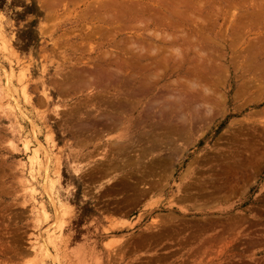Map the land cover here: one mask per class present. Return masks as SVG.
Listing matches in <instances>:
<instances>
[{
	"label": "rangeland",
	"instance_id": "1",
	"mask_svg": "<svg viewBox=\"0 0 264 264\" xmlns=\"http://www.w3.org/2000/svg\"><path fill=\"white\" fill-rule=\"evenodd\" d=\"M184 1L0 0V264H264V0Z\"/></svg>",
	"mask_w": 264,
	"mask_h": 264
},
{
	"label": "bare ground",
	"instance_id": "2",
	"mask_svg": "<svg viewBox=\"0 0 264 264\" xmlns=\"http://www.w3.org/2000/svg\"><path fill=\"white\" fill-rule=\"evenodd\" d=\"M83 1V0H82ZM91 1V0H90ZM151 1V0H150ZM155 1V0H154ZM161 1V0H160ZM175 1H178V0H174V2ZM180 1V0H179ZM203 1V0H202ZM259 1V0H258ZM261 1V0H260ZM165 2H166V0H165ZM167 2H169V1H167ZM185 3H186V0L184 1ZM262 2L263 1H261V4H262ZM57 3V2H56ZM55 3V4H56ZM154 3V2H153ZM153 3H151V5L153 4ZM194 3H199L200 4V0H195V2ZM193 3V4H194ZM248 3H250V2H248ZM54 4V3H53ZM145 4H146V2H145ZM179 4H181L180 2H179ZM190 4H192V2L190 3ZM230 4V3H229ZM251 4V3H250ZM256 4V3H255ZM255 4H254V7H255ZM257 4H259V3H257ZM118 5V4H117ZM121 5V4H120ZM183 5H187V4H184L183 3ZM189 5V4H188ZM195 5V4H194ZM231 5V4H230ZM239 5V4H238ZM145 6V5H144ZM143 6V7H144ZM178 6V5H177ZM196 6V5H195ZM219 6V5H218ZM235 6V5H234ZM259 6V5H258ZM165 7V6H164ZM181 7H182V5H181ZM184 7V6H183ZM260 7V6H259ZM96 8V7H95ZM145 9V8H144ZM144 9H142L143 11H144ZM217 9V8H216ZM112 11V10H111ZM122 11V10H121ZM161 12V11H160ZM180 12V11H179ZM259 12H261V11H259ZM83 13V12H82ZM118 13V12H117ZM182 13V12H181ZM109 14V13H108ZM114 14V13H113ZM247 14V13H246ZM264 14V13H263ZM174 15V14H173ZM210 15V14H209ZM247 15H250V14H247ZM252 15V14H251ZM254 15H255V13H254ZM85 16H87V15H85ZM132 16V15H131ZM244 16V15H243ZM111 17V16H110ZM109 17V18H110ZM142 17V16H141ZM178 17V16H177ZM217 17V16H216ZM152 18V17H151ZM179 18V17H178ZM263 18V17H262ZM163 19H164V17H163ZM206 19V18H205ZM237 19H240V18H238L237 17ZM243 19H244V17H243ZM260 19H261V17H260ZM202 20V19H201ZM245 20H248V18L247 19H245ZM203 21V20H202ZM237 20L235 19V22H236ZM240 21V20H239ZM251 21V20H250ZM259 21V20H258ZM250 23V22H249ZM236 25V24H235ZM254 25V24H253ZM107 28V27H106ZM209 30V29H208ZM86 31V30H85ZM192 32V31H191ZM206 33V32H205ZM188 34V33H187ZM204 35V34H203ZM88 37V36H87ZM241 37V36H240ZM174 38V37H173ZM180 38V37H179ZM174 40V39H173ZM172 40V41H173ZM203 40H205V38H203ZM230 40V39H229ZM237 40H239V39H237ZM191 41V40H190ZM250 41V40H249ZM218 45V44H217ZM196 47V46H195ZM199 47V46H198ZM170 48H172V47H170ZM197 48V47H196ZM196 48H194V49H196ZM232 48V47H231ZM199 49H201L200 47H199ZM199 49H197V50H199ZM203 49V48H202ZM205 49V48H204ZM176 50V49H175ZM186 50V49H185ZM240 50V49H239ZM166 51V50H165ZM174 51V50H173ZM200 51V50H199ZM198 51V52H199ZM205 51V50H204ZM204 51H201V52H204ZM213 51V50H212ZM193 52V51H192ZM195 52V51H194ZM237 53V52H236ZM155 54V53H154ZM110 55V54H109ZM113 56V55H112ZM205 56V55H204ZM151 57V56H150ZM170 58V57H169ZM116 59V58H115ZM202 60V59H201ZM205 60V59H204ZM173 62V61H172ZM232 62V61H231ZM135 63V62H134ZM195 63V62H194ZM197 63V62H196ZM137 64V63H136ZM141 65V64H140ZM132 66V65H131ZM193 66V65H192ZM155 67V66H154ZM177 67V66H176ZM112 69V68H111ZM201 69V68H200ZM198 70V69H197ZM255 70V69H254ZM141 72V71H140ZM192 73V72H191ZM194 74V73H193ZM148 75H150V74H148ZM131 78V77H130ZM196 78V77H195ZM194 86V85H193ZM208 90V89H207ZM124 106V105H123ZM127 106V105H126ZM136 107V106H135ZM119 110H121V109H119ZM146 112V111H145ZM144 115V114H143ZM114 117V116H113ZM115 119V118H114ZM116 121V120H115ZM166 160V159H165ZM240 160V159H239ZM255 160V159H254ZM236 161V160H235ZM241 161V160H240ZM153 164V163H152ZM234 164V163H233ZM238 166H239V164H237ZM236 165V166H237ZM234 166V165H233ZM119 167V166H118ZM111 168V167H110ZM241 169V168H240ZM238 170V169H237ZM245 171V170H244ZM238 172V171H237ZM147 175V174H146ZM205 180V179H204ZM204 182V181H203ZM205 183V182H204ZM155 184V183H154ZM130 186V185H129ZM189 189V188H188ZM126 190V189H125ZM191 190V189H190ZM216 196V195H215ZM206 198V197H205ZM183 212V211H182ZM178 219V218H177ZM161 220H163V219H161ZM165 221V220H164ZM167 221V220H166ZM166 221H165V223H166ZM171 221H173V220H171ZM176 221V220H175ZM162 222V221H161ZM177 222V221H176ZM175 222V223H176ZM174 223V222H173ZM217 223V222H216ZM177 224V223H176ZM179 224H180V222H179ZM147 225V224H146ZM173 227H175V226H173ZM169 229V228H168ZM170 230V229H169ZM162 233V232H161ZM155 234V233H154ZM165 234V233H164ZM157 236V235H156ZM162 236H163V234H162ZM161 237V236H160ZM189 237V236H188ZM195 238V237H194ZM171 239V238H170ZM151 240V239H150ZM157 242V241H156ZM181 244V243H180ZM183 244V243H182ZM154 245V244H153Z\"/></svg>",
	"mask_w": 264,
	"mask_h": 264
}]
</instances>
